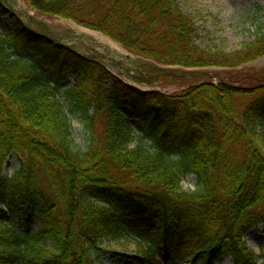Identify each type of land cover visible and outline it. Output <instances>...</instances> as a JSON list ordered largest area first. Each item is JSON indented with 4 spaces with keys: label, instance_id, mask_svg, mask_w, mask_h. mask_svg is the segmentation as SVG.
<instances>
[{
    "label": "trees",
    "instance_id": "trees-1",
    "mask_svg": "<svg viewBox=\"0 0 264 264\" xmlns=\"http://www.w3.org/2000/svg\"><path fill=\"white\" fill-rule=\"evenodd\" d=\"M25 1L139 57L137 82L187 87L125 85L0 7L12 29L0 30V264H99L105 243L140 232L154 237L137 244L144 264H264V68L241 72L264 57V25L238 51L206 54L173 0ZM72 114L91 129L85 149ZM258 227L259 256L245 245Z\"/></svg>",
    "mask_w": 264,
    "mask_h": 264
},
{
    "label": "rangeland",
    "instance_id": "rangeland-1",
    "mask_svg": "<svg viewBox=\"0 0 264 264\" xmlns=\"http://www.w3.org/2000/svg\"><path fill=\"white\" fill-rule=\"evenodd\" d=\"M173 2L178 14L190 24L194 32L195 45L201 52L206 54L236 52L243 44L252 41L253 34L259 25H264V5L260 0H173ZM1 4L7 7L8 11L16 15L24 24L32 22L33 27L30 28L33 31H42L43 34L48 35L58 44L71 42L73 50L81 56L96 57V61L105 65L112 64V60L114 61L113 64L115 62H124L127 60V56L131 58L130 60L136 59L123 47L100 33L78 27L65 19L36 14L29 8L25 0H0ZM0 30L10 35L12 33L9 21L1 16ZM126 66H128L127 62ZM262 68H264V57L244 66L241 72L247 73L250 70H260ZM202 72H207L211 76L218 73L226 75L227 73L231 75L235 73L223 71L219 68H206ZM120 78L140 90H156L165 94L177 93L187 87L184 83L170 79L154 82L152 85L147 86L131 82L123 76ZM49 82L51 83V80ZM72 85L73 80L69 78L66 87H71ZM64 105L66 106V104ZM70 108L67 105V109ZM70 124L76 146L81 149L87 148L91 137V129L88 122L82 119L79 114H72L70 115ZM16 167L15 159L10 158L5 165L4 175L9 177ZM196 183L194 176H188L182 181L181 188L183 191L193 192L196 189ZM18 230L20 233L24 232L22 228ZM30 230L32 232L38 230L37 221L33 222ZM153 239L154 237L151 233L140 232V237L128 234L126 238L119 242L105 243L103 247L108 251V255L99 264H144L137 244L140 243L144 246ZM245 245L248 250L259 256L260 248L263 245L262 227H258L246 236ZM159 257L161 258L162 256L159 255ZM257 262L258 264H263L261 258H258ZM179 264L194 263L186 261ZM218 264H231V259L226 257Z\"/></svg>",
    "mask_w": 264,
    "mask_h": 264
},
{
    "label": "water",
    "instance_id": "water-1",
    "mask_svg": "<svg viewBox=\"0 0 264 264\" xmlns=\"http://www.w3.org/2000/svg\"><path fill=\"white\" fill-rule=\"evenodd\" d=\"M192 74H194V73H192ZM192 74H191V75H192Z\"/></svg>",
    "mask_w": 264,
    "mask_h": 264
}]
</instances>
